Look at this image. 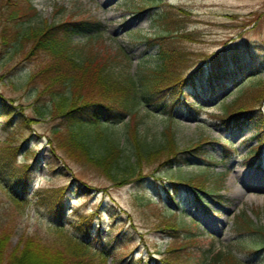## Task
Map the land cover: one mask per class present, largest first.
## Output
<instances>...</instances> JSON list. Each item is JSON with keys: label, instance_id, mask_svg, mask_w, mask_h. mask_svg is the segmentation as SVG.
<instances>
[{"label": "rangeland", "instance_id": "rangeland-1", "mask_svg": "<svg viewBox=\"0 0 264 264\" xmlns=\"http://www.w3.org/2000/svg\"><path fill=\"white\" fill-rule=\"evenodd\" d=\"M31 2L37 14L29 25L36 29L45 22L98 20L100 39L91 44L100 52L105 69L118 80L130 75L136 81V95L141 97L135 116L139 135L149 148H154L161 143V132L168 125L179 150L184 152L178 160L141 164L140 175L122 180L121 173L135 164L126 139L125 125L131 119L123 112L103 114L101 118L110 121V130L122 147L114 169L118 174L116 181L111 182L84 160L72 161L57 150L52 152L49 136L61 124V118L55 114L50 97L36 101L39 85L29 79L50 58L37 53L24 59L32 47L31 42L24 40L0 46V97L13 105L9 127L0 116V147L4 142L24 144V149L15 155L14 166L31 164V187L19 209L0 182V230L11 228L8 248L27 236L43 241L50 238V224L56 217L50 199L57 197L59 191L55 189L66 187L61 196L65 227L74 231L79 217L91 218L88 242L94 249L103 250L105 264H144L152 256L159 260L150 261L151 264H161L160 259L168 256L166 250L172 244L186 245V250L194 253L192 264H207L211 251L222 248L233 250L241 262L264 264L263 248L258 252L234 248L239 235L233 228L234 214L244 211L264 231V98L251 117L243 119L245 124L240 129L227 127L219 116L225 104L264 82V0H163L160 5L155 0ZM144 4L149 8L137 12ZM169 5L179 14L182 12L178 8L187 11L177 32L190 33L196 39H169L172 47L188 53L183 74L186 79L200 69L202 74L193 81L196 88L187 82L182 88L183 96L179 92L165 93L156 104L145 100L155 95L149 83L159 64L158 44L150 45L147 37L161 32L155 18ZM87 39V35L73 37L78 44L87 43ZM229 49L244 55L238 64L242 66L238 77L241 80L238 84L225 80L224 75H231L237 68L228 63L213 75L212 82L221 84L210 92L211 74L205 65L216 52L220 53V61H233L232 54L223 52ZM194 91L202 99L199 104H195ZM253 118L258 120L256 127L249 121ZM21 119L25 120V130L20 133L13 125ZM257 140L263 143L255 159L245 157ZM197 144L198 150H190ZM243 173L249 178H244ZM197 175L206 180L199 199L193 188L171 182ZM80 184L85 188L76 189ZM165 188L171 189L170 194ZM173 221L188 227L190 233L180 230L169 234L166 228H160ZM194 235L196 240L191 241ZM241 240L246 247L264 244V239L256 238V234H245Z\"/></svg>", "mask_w": 264, "mask_h": 264}, {"label": "trees", "instance_id": "trees-1", "mask_svg": "<svg viewBox=\"0 0 264 264\" xmlns=\"http://www.w3.org/2000/svg\"><path fill=\"white\" fill-rule=\"evenodd\" d=\"M155 1L158 2V5L163 2V0ZM149 6L147 4L141 5L137 8V12H142ZM169 7L155 18L161 32L152 37H147L150 45L158 44L159 64L153 70V77L149 83L151 92L155 95L151 98L145 97V100L146 102L150 100L156 104L161 101L165 93L175 94L179 92L183 96L182 88L188 85L187 82L193 89L196 88L193 81L202 74L201 69L189 74L188 79H186L187 75L183 74L189 61L188 53L172 47L169 39L172 36L190 41L196 39H193L190 33L177 32V26L187 11L178 8V11L182 12L179 14L173 5H169ZM36 14V7L31 0H2L0 5V46H8L13 42L24 40L32 44L24 59L37 53H43L50 58L40 69L33 72L29 79L38 82L39 85L36 101L50 97L55 105V114L61 118V124L54 127L49 136V145L53 148L52 152L57 150L72 161L84 160L86 164L90 163L93 168L111 182L116 181L118 174L114 169L118 166L117 158L122 147L117 136L110 130V121L108 119H103V121L101 118L103 114L113 116L123 112L127 114V118L131 119L132 123L126 122L125 126L126 139L131 146L135 164L121 173L122 180H125L127 176L140 175L141 167L139 169V166L141 164L147 165L158 160L161 162L178 160L180 153L184 151L179 150L175 143V137L170 126H164L161 132V143L154 148H149L145 140L139 135L138 121L135 116L137 107L139 103L141 104V97L136 95V81L130 75L125 76L122 80L113 77L105 69L106 65L102 61L100 52L98 49L95 51L93 44H91L92 40L100 39L101 24L99 21L94 18H79L56 23L45 22L36 29L29 25V21ZM77 35H87V43H75L73 37ZM229 50L223 52L232 54L233 61L231 59L220 61V53L217 52L209 56L211 61L207 62L205 68L208 74H211L208 77L210 78L208 82H211L208 85L211 89L210 92H213L215 87L221 84V82H212L213 75L219 74L228 63H233L237 68L231 75H224L225 80H232L234 84H238L241 80L238 77L242 66L238 64L244 55L233 49ZM254 88V91L243 95L239 94L233 101L223 106V112L219 116L227 127L242 128L243 123L245 124L243 119H249L250 113L255 110L257 104L260 105L264 98V82L254 86ZM162 92L164 94H161ZM193 95L197 98L195 104L202 102L197 91H194ZM175 100L177 101V98ZM12 106L6 98L0 97V116L4 118L6 123L13 115ZM249 121L254 123L256 127L258 122L256 118ZM8 124L6 125L9 127ZM13 126L15 127L14 130L20 133L24 132L25 120L16 121ZM11 128L13 129V127ZM261 128H259V132L262 131ZM262 143V141L257 140V143L247 153V158L255 159ZM199 145L197 144L190 150H198ZM24 147V144L16 145L12 142H4L0 147V182H2V187L13 203L17 207L19 206L18 209L22 206V200L27 198L30 184L31 164L25 163L20 168L14 166L15 155ZM26 153L28 151H25ZM171 182L174 185L193 188L196 191L195 198L197 199L206 186L203 175ZM82 188H85L82 184L76 187L78 190ZM170 188H165L169 194ZM55 190L59 193L56 198L50 199L51 205L55 208V211L52 212L56 216L52 217L53 221L50 224V238L43 241L36 236L34 238L27 236L8 248L11 228L9 226L3 227L0 230V264H105L103 250L94 249L93 245L88 242L91 218L79 217L78 224L73 227L74 231L67 229L63 217L64 210L61 208V196L66 187H58ZM214 200L218 202L219 198L215 197ZM57 209L58 211H56ZM233 217L234 232L239 235L234 248L245 249L250 252H258L261 248L264 249V244L260 247H246L241 240L245 234H256V238L264 239L262 228H258L244 211L234 214ZM160 228H166L169 234H176L180 230H186L190 233L188 227L184 228L175 221L166 222ZM196 236L190 237V240H196ZM185 246L169 245L166 250L168 256L160 259V263L192 264L194 259L191 260V256L194 253L188 252ZM209 250L207 249L206 252ZM202 254L204 255V253ZM207 258V264H248L241 262L233 250H225L224 248L211 251ZM157 260L150 258V261L157 262ZM199 260L202 258L199 257ZM150 261L144 264H151ZM137 264H140V261Z\"/></svg>", "mask_w": 264, "mask_h": 264}, {"label": "bare ground", "instance_id": "bare-ground-1", "mask_svg": "<svg viewBox=\"0 0 264 264\" xmlns=\"http://www.w3.org/2000/svg\"><path fill=\"white\" fill-rule=\"evenodd\" d=\"M243 177L246 178V179L249 178V176L244 174V173H243Z\"/></svg>", "mask_w": 264, "mask_h": 264}]
</instances>
